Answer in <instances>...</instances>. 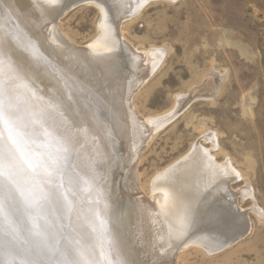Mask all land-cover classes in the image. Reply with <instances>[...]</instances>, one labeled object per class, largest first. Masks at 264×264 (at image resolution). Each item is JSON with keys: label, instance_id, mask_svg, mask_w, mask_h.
<instances>
[{"label": "bare ground", "instance_id": "obj_1", "mask_svg": "<svg viewBox=\"0 0 264 264\" xmlns=\"http://www.w3.org/2000/svg\"><path fill=\"white\" fill-rule=\"evenodd\" d=\"M151 1L0 3V36L16 40L37 67L36 79L31 82L17 78L0 63V83L6 89L0 85L1 96H9L8 91L17 97L24 95L29 107L21 117L24 124L35 125L27 131L34 156L31 160L19 159L20 163L28 164V168L35 162L42 165L32 171L14 162L16 180L30 190L25 202H35L37 197L39 207L45 206V201L51 202L47 206L49 211L55 210L51 214L59 226L54 230L55 241L70 249L73 261L79 264H176L181 249L195 244L207 253L222 251L237 241H227L226 233L220 234L222 228L231 229V235H239L242 230L244 219L234 211L228 187L239 176L229 163L216 165L208 151L197 146L158 178L151 198L142 197L138 191L141 151L178 112L173 109L164 116L144 119L132 105L141 83L160 65L164 55L157 49L143 55L134 52L121 38L119 28L122 21L136 17ZM83 3L94 4L103 15L101 35L86 48L77 46L59 29V20ZM122 57L132 60L134 68V79L127 90L120 84L125 78L128 82L129 77L120 69ZM143 62L152 67L144 68ZM111 90L114 93L109 95ZM95 98L113 114L107 116L108 123L102 124L95 117L94 113L99 112ZM8 119H0V127ZM112 126L117 135L104 139V129ZM2 141L8 145L2 150L10 151L17 160L11 141ZM119 181L129 197L115 192ZM246 192L251 194L246 190L239 194ZM19 200L24 202L22 197ZM47 206L46 216H50Z\"/></svg>", "mask_w": 264, "mask_h": 264}, {"label": "rangeland", "instance_id": "obj_2", "mask_svg": "<svg viewBox=\"0 0 264 264\" xmlns=\"http://www.w3.org/2000/svg\"><path fill=\"white\" fill-rule=\"evenodd\" d=\"M102 20L98 7L83 3L59 20V29L86 48L101 35ZM120 26L134 52L164 55L135 93L133 108L144 119L178 109L138 157L141 196L151 198L158 178L196 146L239 176L228 187L243 232L219 230L237 241L213 253L190 245L179 251L176 264H264V0H153ZM120 69L129 76L128 86L126 78L120 83L127 90L132 60L122 57ZM243 189L251 194L241 196Z\"/></svg>", "mask_w": 264, "mask_h": 264}, {"label": "water", "instance_id": "obj_3", "mask_svg": "<svg viewBox=\"0 0 264 264\" xmlns=\"http://www.w3.org/2000/svg\"><path fill=\"white\" fill-rule=\"evenodd\" d=\"M2 1L0 0V3ZM3 36H0L1 65H4L6 68L8 67V71L17 78L19 76L22 80L34 82L37 67L30 62L22 46L16 40L12 38L7 39ZM0 85L3 87L2 89L6 90L4 83H0ZM2 89L0 88V92ZM16 93L18 94L19 92ZM113 93V90L108 92L109 95ZM7 94L9 96L3 94V97L0 94V111L4 113V116L9 118L7 127L6 124L3 127L1 126L2 128L0 127V130L3 131H0V150L8 147L2 140L9 139V130H11L13 138L17 140V145H13V147L16 149L18 146L20 150H15L19 158L17 160L14 159L11 162V166L7 169L11 176V182L5 181L0 186V264H79L78 260L74 259L73 261L70 249L61 244L58 246V242L55 241L54 230L59 226L51 214L55 210L52 212L48 209V206L52 205L51 202L45 201V206L41 204L39 207V204H37L38 197L35 202L30 201L28 203L24 201L25 195H28L30 190L28 187L26 189L23 188L16 180V175L18 174L14 171V162H18L29 169L27 167L28 164H24L23 161L20 163L21 160L19 159L25 158L31 160L34 156L31 148L32 143H30L27 131L33 130L35 125L34 123L24 124V120L21 117L27 107H29L28 101L24 99L25 96L18 94L19 97H17L15 92L11 94L10 91ZM95 103L97 104V111L99 108V112L94 113L95 117L102 124H104L103 122L108 123L109 117L107 116H113V114L96 98ZM16 111L18 112L17 116H12L11 114H15ZM104 130V139L109 140L117 135L113 126ZM41 149L43 150L42 147ZM135 161L133 166L136 165ZM35 164L37 163L35 162ZM115 186L117 187V191H115L116 187H114L116 193L118 192V194L121 193L124 197H129V193L122 191V183L120 181L116 182ZM38 193L42 194V188ZM21 197L24 202L19 200ZM46 206L50 216H46ZM64 225L66 226V223Z\"/></svg>", "mask_w": 264, "mask_h": 264}, {"label": "snow or ice", "instance_id": "obj_4", "mask_svg": "<svg viewBox=\"0 0 264 264\" xmlns=\"http://www.w3.org/2000/svg\"><path fill=\"white\" fill-rule=\"evenodd\" d=\"M4 113L0 111V119H3ZM7 127V123H6ZM9 140L13 145H17V140L13 138L11 134V130H9ZM16 151H19V147L17 146ZM15 159L14 156L11 155V152L9 151L8 153H5L3 150H0V186L4 184L5 181L11 182V176L9 175L7 169L11 166V162ZM42 166L39 163L36 165L29 164V168L32 171H35L36 167Z\"/></svg>", "mask_w": 264, "mask_h": 264}]
</instances>
